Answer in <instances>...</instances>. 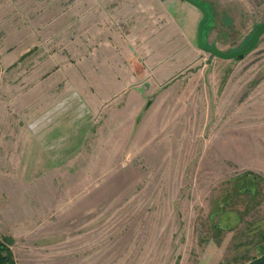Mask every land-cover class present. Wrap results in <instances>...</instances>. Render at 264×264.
Listing matches in <instances>:
<instances>
[{
  "label": "rangeland",
  "instance_id": "374dc122",
  "mask_svg": "<svg viewBox=\"0 0 264 264\" xmlns=\"http://www.w3.org/2000/svg\"><path fill=\"white\" fill-rule=\"evenodd\" d=\"M79 1L93 2L0 0V239L12 238L15 264H244L263 253L264 32L229 59L194 39L179 79L186 95L166 117L144 114L130 151L112 158L97 148L93 164L99 120L86 110L89 121L69 133V164H33L24 151L15 159V121L46 107L21 114L17 104L30 94L18 90L35 63L30 50H65L53 22ZM199 2L208 12L203 41L224 51L264 21V0Z\"/></svg>",
  "mask_w": 264,
  "mask_h": 264
},
{
  "label": "crops",
  "instance_id": "0c3cea01",
  "mask_svg": "<svg viewBox=\"0 0 264 264\" xmlns=\"http://www.w3.org/2000/svg\"><path fill=\"white\" fill-rule=\"evenodd\" d=\"M200 18L201 12L185 0H93L69 6L52 26L67 41L66 49L46 55L43 48L30 50L35 61L28 69L30 79L18 87L30 94L27 99L19 93L17 104L21 114L28 105L46 107L14 122L15 159L20 162L24 151L33 164H67L69 133L89 121L82 118L86 110L99 120L98 131L93 130V164L97 148L115 152L112 158L130 151L143 115L154 111L166 117L186 95L180 93L185 83L179 79L190 69L185 60L192 58ZM36 28L29 31L37 35ZM182 58L181 67L166 75ZM102 120L110 121L111 130H102Z\"/></svg>",
  "mask_w": 264,
  "mask_h": 264
},
{
  "label": "water",
  "instance_id": "95a60500",
  "mask_svg": "<svg viewBox=\"0 0 264 264\" xmlns=\"http://www.w3.org/2000/svg\"><path fill=\"white\" fill-rule=\"evenodd\" d=\"M189 2L190 4L194 5L196 8L199 9L201 12V18L198 21L197 24V31H196V45L199 49L203 51L209 52L211 55L218 57V58H234L237 56H241L252 50L258 43V40L262 33L264 32V21L256 23L254 25L253 31L251 32V35L246 42V44L232 50V51H224L220 48H218L215 45H209L203 41L202 38V30L203 25L208 19V12L207 9L203 6V4L197 0H185ZM244 264H264V252L261 253L258 256L253 257L249 261H247Z\"/></svg>",
  "mask_w": 264,
  "mask_h": 264
},
{
  "label": "trees",
  "instance_id": "16d2710c",
  "mask_svg": "<svg viewBox=\"0 0 264 264\" xmlns=\"http://www.w3.org/2000/svg\"><path fill=\"white\" fill-rule=\"evenodd\" d=\"M203 33H204V26L202 30V36H204ZM5 242H12V238L5 237V239H0V264H15V261L12 256V252L10 248L6 246Z\"/></svg>",
  "mask_w": 264,
  "mask_h": 264
}]
</instances>
